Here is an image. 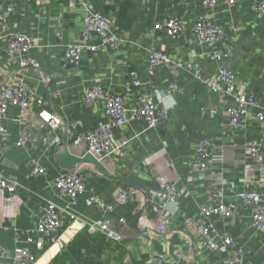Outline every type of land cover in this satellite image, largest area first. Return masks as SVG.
I'll return each instance as SVG.
<instances>
[{
	"label": "crops",
	"instance_id": "obj_1",
	"mask_svg": "<svg viewBox=\"0 0 264 264\" xmlns=\"http://www.w3.org/2000/svg\"><path fill=\"white\" fill-rule=\"evenodd\" d=\"M88 1L129 41L115 51L102 48L86 53L77 67L66 62L64 44L82 37L85 13L80 5L73 10L65 0H40V3L38 0H17L16 4H7V8L14 4L15 9V14L7 18L8 30L31 33L43 43H57L41 59L42 69L49 75L50 82L33 85L38 95L64 120L67 131L61 147L49 150L42 145L34 152L47 170L45 176H34L28 163V150L17 146L16 141L25 128L41 136L43 127L33 120L26 125L18 123V109H11L10 138L0 140V172L16 180L20 188L13 194L6 190L0 196V245L11 251L17 246L28 248L36 258L35 263L28 264H151L153 256L163 255L177 262L179 254L188 258L184 264H225L222 257L215 256L205 246L195 228L185 223L186 217L202 220L199 203L207 200L210 193L211 180L191 170L197 158L196 143L202 137L215 143L216 155L225 158L223 165L228 169L225 175L234 179L238 188L245 175V164L234 156L240 154L237 147L248 140H260L262 130L257 125L225 127L226 119L221 114L215 118L204 115L203 107L222 110L231 99L210 93L191 73L170 65L159 66L154 76L148 73L153 46L176 61L200 63L206 73L217 67L208 48L191 31L173 39L164 31L154 29L156 23L176 17H184L192 26L204 11L203 0ZM254 2L218 0L213 18L224 31L220 50L225 63L233 69L238 86L254 91L264 102V17L255 13ZM41 8L45 9L44 15H41ZM132 73L145 84L146 91L170 108L169 122L144 132L145 123L132 120L114 128L116 140L128 141L127 145L104 161L85 155V144L75 143L76 139L82 138L98 123L109 122L110 118L103 99L85 105L84 95L95 85L125 94V84ZM8 76L10 74L0 79ZM139 91L134 88L126 93L129 104ZM37 109L35 107L34 112ZM35 117L34 113L31 119ZM77 166L86 183L77 213L84 219L107 218L118 238L103 231H90L82 220L72 221L66 216L59 230V242L36 235L46 242L44 249H38L28 241L26 230L38 225L50 200L64 204L51 192L49 182L64 170ZM188 176L193 177L191 184L186 183ZM169 183L182 188L183 194L168 204L166 213H172L169 232L159 234L154 230L157 215L151 207L156 191ZM125 186L138 191L137 200L111 214H104L86 202L93 193L112 202ZM120 218L125 222L121 223ZM214 219L220 231L229 232L244 246L248 260L264 263V235L249 227V211L241 210L235 219ZM14 261L13 256L0 257V264H14ZM16 264L22 263L16 261Z\"/></svg>",
	"mask_w": 264,
	"mask_h": 264
},
{
	"label": "built area",
	"instance_id": "obj_2",
	"mask_svg": "<svg viewBox=\"0 0 264 264\" xmlns=\"http://www.w3.org/2000/svg\"><path fill=\"white\" fill-rule=\"evenodd\" d=\"M29 1V0H28ZM40 3V0H38ZM70 9L81 6L85 13L84 28L79 41L67 42L65 46V60L77 67L86 53H95L105 48L110 51L118 50L129 39L120 33L113 23L100 10L93 7L88 0H65ZM16 4L17 0H0V140L7 141L10 138L8 122L11 109H18L16 121L23 125L31 120L43 127V135L34 133L25 128L16 141V145L28 150V163L32 169V175H46L47 170L41 158L34 152L42 145L47 149H57L63 145L66 125L61 116L51 109L42 96H39L33 84H47L49 75L41 66V59L47 55L50 47L57 43H43L31 33L23 31H11L7 28V18L15 14L14 4L7 8V4ZM234 2V1H231ZM204 11L190 26V22L184 17H176L158 22L154 29L164 31L173 39H179L188 31L208 48V53L217 62V67L206 73L198 62L184 63L176 61L159 48L153 46L150 51L148 73L154 76L156 69L161 65H170L174 69L191 73L200 83L205 84L210 93L220 98L231 99V103L221 109L217 107H203L201 112L215 118L221 114L226 122L225 127L240 128L257 125L262 130L260 140H248L237 147L240 154L235 158L245 164V175L240 179L241 187L237 188V182L225 175L228 169L223 165L224 156L216 155L215 143L206 137L200 138L196 143L197 158L193 161L192 172H199L211 180L209 198L199 203L202 220L186 217L185 223L194 227L201 241L217 257H222L225 264H264L248 260L244 246L238 244L237 239L226 231H220L217 225L219 219H235L241 210L250 212V228L256 233L264 235V102L254 91H248L245 86H238L237 77L233 69L228 66L220 50V44L225 39L221 25L213 18L214 9L218 0H203ZM253 10L259 17H264V0H255ZM45 9L41 8V15ZM144 83L132 73L125 84L124 93H114L104 85H95L84 95L82 102L92 105L97 99L105 101V110L110 118L109 122H100L94 128L87 131L75 143L83 142L86 146L85 155H91L98 161H104L115 151L128 144V141L118 142L114 136V128L129 124L132 120L143 121L146 125L144 132L155 130L159 126L167 124L170 120L171 110L160 103L154 94L145 90ZM134 88L140 89L129 104L126 93ZM173 89L176 85H173ZM38 108L34 112V109ZM35 113L36 117L31 119ZM236 148V147H235ZM239 152V151H238ZM238 162L237 160H234ZM213 162L214 165H209ZM250 162V163H248ZM193 182V177L188 176L187 184ZM20 184L0 172V196L7 190L16 193ZM52 193L63 200L60 205L50 200L45 212L35 228L26 230L28 241L34 243L38 249H44L46 242L37 239L36 235H42L51 242H59V230L63 220L68 216L72 221L82 220L90 231H103L110 237L118 238L115 229L110 225V220L84 219L77 213L76 207L79 197L86 191L85 179L79 167L64 170L56 179L49 182ZM183 189L175 183L163 184L156 191L155 200L152 203V211L155 213L154 230L159 234L169 232L172 213H166L170 202L181 198ZM138 191L129 186L122 187L118 197L112 202L107 201L97 193L87 198L89 206L96 207L104 214H111L117 208L124 207L137 200ZM230 198L228 201L227 199ZM124 223L125 219L120 218ZM14 257L22 264L35 263L34 254L26 247L17 246L13 251L0 245V257ZM184 255H178V261L173 262L163 255L150 258L151 264H184L187 261ZM197 264H202L198 262Z\"/></svg>",
	"mask_w": 264,
	"mask_h": 264
}]
</instances>
